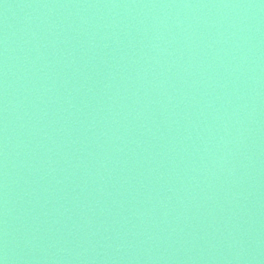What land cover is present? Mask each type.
I'll use <instances>...</instances> for the list:
<instances>
[{
  "label": "water",
  "instance_id": "obj_1",
  "mask_svg": "<svg viewBox=\"0 0 264 264\" xmlns=\"http://www.w3.org/2000/svg\"><path fill=\"white\" fill-rule=\"evenodd\" d=\"M0 264H264V0H0Z\"/></svg>",
  "mask_w": 264,
  "mask_h": 264
}]
</instances>
